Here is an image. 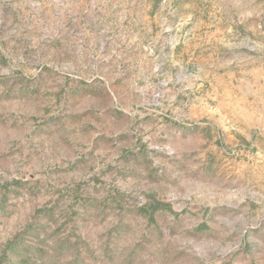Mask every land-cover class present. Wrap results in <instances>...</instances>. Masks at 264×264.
<instances>
[{"label":"rangeland","instance_id":"rangeland-1","mask_svg":"<svg viewBox=\"0 0 264 264\" xmlns=\"http://www.w3.org/2000/svg\"><path fill=\"white\" fill-rule=\"evenodd\" d=\"M0 264H264V0H0Z\"/></svg>","mask_w":264,"mask_h":264}]
</instances>
